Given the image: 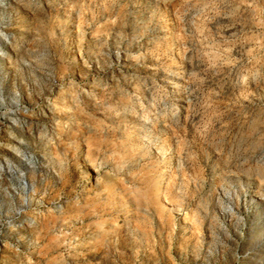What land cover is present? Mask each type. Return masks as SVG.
Listing matches in <instances>:
<instances>
[{
	"label": "rangeland",
	"instance_id": "obj_1",
	"mask_svg": "<svg viewBox=\"0 0 264 264\" xmlns=\"http://www.w3.org/2000/svg\"><path fill=\"white\" fill-rule=\"evenodd\" d=\"M0 264H264V0H0Z\"/></svg>",
	"mask_w": 264,
	"mask_h": 264
},
{
	"label": "bare ground",
	"instance_id": "obj_2",
	"mask_svg": "<svg viewBox=\"0 0 264 264\" xmlns=\"http://www.w3.org/2000/svg\"><path fill=\"white\" fill-rule=\"evenodd\" d=\"M91 88H96V87H91ZM125 146V145H124ZM169 153V152H168ZM168 157L165 159V162H163V166H162V168L160 169V176H159V180L161 181V179L163 178V176H164V174H165V169H166V167L169 165L168 163H169V155H167ZM172 156V155H171ZM161 158V157H160ZM89 175H90V172H89V170H87V172H86V175H85V178H89ZM166 175V174H165ZM166 177V176H165ZM160 181H159V186H160ZM158 186V187H159ZM111 190V189H110ZM158 190V189H157ZM98 199V198H97ZM109 200V199H108ZM96 203H98V202H96ZM95 203V204H96ZM94 204V205H95ZM103 204V203H102ZM101 205V204H100ZM93 206V205H92ZM102 206V205H101ZM97 206H96V208H94V209H92V207H91V210H88L89 212H86V213H84L85 214V216L86 215H88V214H91V213H94V212H98L97 211ZM98 209H100V208H98ZM100 235V234H99Z\"/></svg>",
	"mask_w": 264,
	"mask_h": 264
}]
</instances>
